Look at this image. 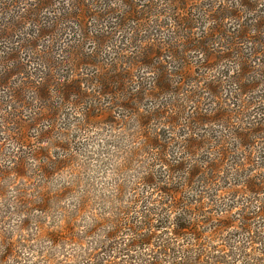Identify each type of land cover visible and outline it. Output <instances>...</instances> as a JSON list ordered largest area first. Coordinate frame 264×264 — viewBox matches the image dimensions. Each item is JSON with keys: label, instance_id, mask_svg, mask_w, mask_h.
Segmentation results:
<instances>
[{"label": "rangeland", "instance_id": "obj_1", "mask_svg": "<svg viewBox=\"0 0 264 264\" xmlns=\"http://www.w3.org/2000/svg\"><path fill=\"white\" fill-rule=\"evenodd\" d=\"M93 1L79 19L73 5L87 0H0V264H264V137L250 150L233 138H250L264 121V53L250 41L237 44L239 53L226 44L232 36L235 45L243 29L264 41V0H247L244 24L226 21L234 33L212 34L210 47L208 9L231 0ZM110 71L129 76L105 93L99 75ZM72 77L87 93L76 104L75 91L62 101V84ZM189 138L204 144L196 160L185 152ZM207 139L231 148L226 164L211 180L187 182L188 168L208 167L202 162L217 156ZM158 153L186 169L173 173ZM150 172L161 183H146ZM252 178L262 181L258 193L246 185ZM159 185L178 192L169 197ZM176 200L209 217L200 224L201 243L178 253L119 251L126 245L118 242L128 241L123 232L132 231L127 221L110 237L120 216L172 220L181 212L169 210Z\"/></svg>", "mask_w": 264, "mask_h": 264}, {"label": "trees", "instance_id": "obj_2", "mask_svg": "<svg viewBox=\"0 0 264 264\" xmlns=\"http://www.w3.org/2000/svg\"><path fill=\"white\" fill-rule=\"evenodd\" d=\"M87 1H88L87 2L88 4L83 3V6L82 5L79 6V4L75 5V3L73 5V8H74L73 12H77L76 15L77 16L79 15V17H78L79 19L83 18V16H84L83 12L85 10L87 13L89 11L93 10L91 7L92 6L91 0H87ZM122 1L126 2L127 0H122ZM93 2L97 3L98 1L94 0ZM231 2H232V4L231 3H226V4L224 3L223 4L222 1H220V4L217 5L218 6L217 8H213V9L209 8L208 9V13H207L208 19H209V21L213 22L214 25L211 28H209V30H204L205 34L203 35V37L207 38V42H208L207 45L209 47L211 45H213L214 43H217V40L213 38V35L215 33L216 34L220 33L219 35H223V36H224V34H228V32H230V34L234 33V31L231 32V30L228 27H226V21H228V25H230V23H231V20H229V19H237V17H238L241 20V25L244 24V21H243L244 19H241L240 17H245L243 15V13H245L246 9L249 10V8H251L249 1H247V0H231ZM250 2L255 4L257 2H260V0H251ZM127 3H128V1H127ZM219 12H221V13H219ZM191 16H192V14H191ZM188 19L189 18L187 17V21H188ZM191 20H192V18H191ZM236 21H238V19ZM81 22H83V20ZM189 22H187V23H189ZM80 24L81 23H79V25ZM85 25H86V23H85ZM252 25L254 26L253 30L257 31L258 30V23L256 20H255V23H252ZM102 26L98 29L99 31L101 29H103ZM237 26H238V23H237ZM193 28L194 27L189 28L188 32L193 33L192 32ZM99 31H97V33ZM241 31H242L241 34H238L240 36V39L238 40V42L235 45H231L229 43L236 40V37L234 38L232 36H228V40H227L228 43H226V44H227L228 48L233 50V53H239L240 52L238 50L237 44L238 43L242 44L243 41H250V42L254 43L256 45L254 47V51L264 53V46L262 47V45L256 44L257 42L260 43V41L264 44V41H262L261 38H259L256 34L251 33L247 29H243ZM97 33H95L92 38L89 37L95 43L97 41L95 40L94 37H96ZM209 36L212 37L210 41H209V39H210ZM193 37H195V35ZM204 38L202 40H204ZM197 42L200 43L199 40ZM203 45H205V41L198 44L200 49H202ZM3 51H4V53L8 52V51H5V49H3ZM126 75H128V73L119 74V73H111V71H110V74L99 75L100 76L99 77L100 83L102 84V92L111 93V91L109 89L112 88V86L114 84H116L117 86L123 85L122 80ZM241 75H244V74H241ZM109 78H111V80H108ZM80 83L81 82L74 77L69 78L68 81L65 80L64 84H62V87L64 86L63 89H65V93H66L67 97H64V100H62V101H66V100L69 101L72 98L73 95H71L69 97V93L71 91H75V93H77V96H74V101H73L74 104H76L77 102H79L82 99H85L87 96V93L82 89ZM249 86L253 87L252 85H249ZM157 87H159V86H157ZM162 87H165L164 84H162ZM42 88L43 87H40L39 89L37 88L38 91L36 89L39 99H41L45 94V91L44 92L41 91ZM48 96L51 99V96L49 95V93H48ZM14 97L15 98H13V100L16 99V100H18V102H20V103L22 102V105L27 102V100L22 96L15 95ZM22 99H24V100H22ZM262 99L264 102V98H262ZM130 100L131 101L128 100V102L125 103L126 106H132V104H133L132 98H130ZM158 111L159 112H155L154 114H157V115H159V117H161V109H158ZM93 112H95V109H93L92 111H86L85 114L88 116H93L94 115ZM53 113H54L53 115H56L55 111ZM51 115H46V116L48 117ZM235 115L240 117V112L238 109H237V113L235 112ZM140 117L145 122L144 117L143 116H140ZM169 118H170L169 122H172V123L176 122V119L173 118V113L169 116ZM227 120H229V117L227 118ZM257 124H258V122L252 123V126L255 127ZM263 132H264V121L261 122V128H259V130L254 129V133L251 134L250 138L247 139L245 135H240V139H238L236 136H234L233 138L237 139V142L239 143L238 145H239L240 149L250 150L251 147H253V149L255 148L254 147V142H255L254 138L264 137ZM251 138H252V141H249ZM189 140H190V138L185 141V145H186L185 146L186 148L184 147L185 152L188 154L190 159L196 160L195 158L198 155L199 150L205 149V148H203L204 144L201 145V143L195 139H193V141H189ZM223 141H224V139H223ZM259 141H260L259 139H256L255 144H258ZM154 142L155 143H153L154 145L152 147L157 148L159 150V147H157L158 146L157 142L156 141H154ZM216 143L217 142H215V141L212 142V140H210V139H207V141H205V144H207V145H215V147L218 149V150H215L217 156L211 155V156H209V160L202 162V163L208 164V167L202 168V166H203L202 164L194 163L191 168H188L186 170L187 174L184 177V179L187 182H190V181L193 182V180L196 177L203 178L206 180H211L210 178H212V176H214V174L218 176L219 166L226 164L225 160H226L227 153H228L226 149L231 150V148L224 147L223 144H217L216 145ZM220 145H223V146L220 147ZM237 148H238V146H237ZM158 155H159L158 159L161 160L160 164H164L165 166H168L169 169L173 173H175L176 171L180 172L181 170H184V168L186 169V165L182 161H178L176 159L175 160L170 159V162H169L168 161L169 159L166 158V155L161 156V154H159V153H158ZM222 160L225 163H222L221 162ZM237 164H239V163H236V165ZM237 168H235L236 173H237V170H236ZM152 173L153 172H150L151 176L147 177V181H145V182L148 184L149 183H161V181H160L161 179H159V176L157 175V178L159 181H155L154 174H152ZM238 174L240 175L241 173H238ZM168 176H170L169 173H168ZM244 178H245V176H244ZM258 179H260V178H252V179L246 180V185H248L252 188V193H258L257 190H260L262 188V181L261 180L259 181ZM162 180H167V178L162 179ZM178 185L180 187V190H182V189L184 190L182 183L178 184ZM159 188H160V190L162 189V191H164L167 194V196H169V197H172L173 193L178 190L177 187L172 188V187H166V186H161V185H159ZM248 191L250 192V190H248ZM187 206H189V201H187V200H176L173 204H171L172 208L169 209L170 212H172V210L175 208H176L175 210L179 209V211H181V212H179L180 215L175 216L172 220L170 218V215H162V216L160 215L161 217H154L156 215H136L134 217H129V218H125V217L120 216L115 222V230H114V232L110 233V237L116 238V235L120 236L118 234L123 232V230L121 228L126 226L127 221H130V224L128 227L130 229H132V231H130L128 233L123 232L126 235L128 234V241H125V239H123V240H120L118 242L121 245L122 244L126 245V247H123L122 249L119 250L120 252L122 251L123 254H128L129 252H132L133 250H136L137 248L144 249V248H148L150 246L160 249L161 253H164V254H166L168 252L178 253V251H179L178 247H181V251L189 250L191 248V247H189V244L191 243V241L193 242V244L194 243H201L203 236L201 235L202 232L199 230L200 224L206 223L207 222L206 219H208L209 217L206 218L204 215V219H201V218L199 219V217L191 215V211L189 208L185 209V207H187ZM146 212L148 214L149 213L150 214L155 213L153 211V209H149V208H147ZM156 220H158L159 224L154 223V221H156ZM134 221H137L138 224L135 225ZM211 221H212V216H211L210 222ZM224 222L230 224L231 219L224 218ZM157 226L161 227V233L156 232L155 228H159ZM213 227L217 228L215 226H213ZM169 229H171L170 232L168 231ZM182 236H185L188 239V242L186 241V243H184V242L181 243L179 240L183 239ZM184 245H188V246H184Z\"/></svg>", "mask_w": 264, "mask_h": 264}]
</instances>
